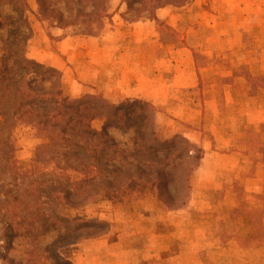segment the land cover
<instances>
[{
	"label": "trees",
	"instance_id": "trees-1",
	"mask_svg": "<svg viewBox=\"0 0 264 264\" xmlns=\"http://www.w3.org/2000/svg\"><path fill=\"white\" fill-rule=\"evenodd\" d=\"M39 13L57 25H83L82 34L97 36L107 16L109 0H37ZM135 12L155 20L163 35L158 8L181 7L190 0H138ZM127 8L132 9L128 0ZM168 27V26H167ZM169 30L171 28L168 27ZM98 32H97V31ZM0 252L1 264H73L60 248L98 234L106 222L69 218L66 206L77 208L100 194L156 189L169 207L186 205L190 176L199 167L202 149L177 135L161 140L152 104L130 99L121 103L101 95L71 99L63 93L62 73L27 56L32 37L27 0H0ZM172 31V30H171ZM173 33V32H172ZM205 61L204 56L195 54ZM202 65V64H201ZM100 119V130L92 121ZM31 126L45 139L35 150L29 168L15 163L14 131ZM112 130L130 135L123 144ZM52 240L41 244V238ZM27 242L24 256H10L13 241Z\"/></svg>",
	"mask_w": 264,
	"mask_h": 264
},
{
	"label": "rangeland",
	"instance_id": "rangeland-1",
	"mask_svg": "<svg viewBox=\"0 0 264 264\" xmlns=\"http://www.w3.org/2000/svg\"><path fill=\"white\" fill-rule=\"evenodd\" d=\"M56 1V4L62 9V1ZM27 2L32 37L35 34V31L37 33L41 32L45 39V32L47 35L52 36L51 32L55 28L62 29L64 35H81L85 29L83 25H65V27H61L57 25L56 21L50 18H45L44 14L39 13L37 0H27ZM128 2L132 9L127 8V11L122 16L124 21H137L128 19H133L136 14L135 12L147 9L151 6L150 4H146L145 6L140 7L138 0H128ZM111 6L109 0L107 16L103 19L102 29L99 30V32L96 30L98 32L97 36L107 26L113 25V20L111 19L113 16ZM215 11L218 12L217 9H215ZM115 12L116 11H114V13ZM179 12L182 13L181 20L178 21V23L181 24V32L174 35L172 31L168 29L167 25L162 24L163 35H160V39L163 41L165 40L166 42L165 46L159 48L155 42L158 37L153 36L148 30V33L145 32V35L141 37L147 38L150 43L147 44V46L140 47V55H146L148 59L146 63L147 67L152 66V71L149 72L147 70V74H154L150 80H159L155 75L159 73L157 67L161 66L158 62H162L163 65L159 67L161 68V72L166 74V76L168 75V80L172 81L173 79H170V77H173L176 73H180L186 69L183 67L185 66V63L178 62V64L183 66H176V63L174 62L170 64V60H176L177 57H180L178 60L181 58L187 59L191 54L190 51H198L199 53L197 54L199 56L204 55V57L206 56L204 51H212L213 59L209 63V69L207 72H202L199 80H196L199 85L195 89V92H193V84H196L197 82L195 81L196 78L192 77V80L188 79L187 82H184V87H179L182 85L173 86L171 93L168 96L169 101L165 103V105L162 103L155 105L153 101L141 98H126L113 102L97 93L82 94L79 97H69L64 93V89L63 93L71 99L80 98L85 95H101L113 103H121L130 99L146 101L152 104L155 108V128L159 139L170 140L173 137L180 135L186 137L189 141L198 145L202 149V158L204 155L203 145H208L209 147L212 146L213 149L215 148V151L221 155H226L228 159H226L225 162L231 160L229 162L232 164L234 161L240 160L239 167L235 172L225 173L223 177L220 175L221 178L217 179L214 175H211L210 169L207 168H205L204 173H202V171L196 173L201 166V159L199 167L190 176V191L186 205L192 198L193 187L194 192L198 188L201 189L196 193L195 198L197 199H206L209 197L214 201L217 199H223L221 201L222 203L225 200L226 202L230 201V203L221 206L220 202V205L213 207V211L206 214L195 210L186 211V205L177 208L169 207L159 198L156 189L146 188L143 191H126L110 197L100 194L85 203L83 206L75 209L66 206L63 212L71 219L97 220L106 222L107 224L100 233H95L89 238L82 239L60 248L59 251L61 255L72 263L79 261V264H117L107 259L120 258L121 252L124 250L132 249L138 252L143 248H149L151 246L160 247L157 243L163 240V247H169L171 245L173 251L178 252V257H176L178 258L177 264H264V190L255 192L250 189L247 191L246 189V187L249 188V185H246V182L250 184V182L247 181L249 180L248 177L264 172V127L251 124L247 125V122L245 121L243 124L241 121H236L237 118H240L239 114L243 113V110L238 113L233 108L234 104L239 101L241 102L239 95L233 94L232 92V94H228L227 97H225V100L222 99L224 92H228L232 89H239L245 92L247 98H244L245 103L250 102V106L255 107V101L258 100L257 96L259 95H253L257 94V92H261L259 86L262 87V84L258 82L260 81V78H258V80L248 77L246 78L245 75L249 76V73L248 71H245V69H241L242 73L238 71V69L237 72L233 71L235 72L233 77L222 78L220 76L221 74H227L231 71V59L236 58L235 53L239 57L243 51H237L234 49L235 47L229 49L225 46H222L221 48H209V46L206 45L202 46L201 43L203 39H206L207 37L204 36L206 35V32H198L195 30L193 32L190 31L187 34L185 30L182 31V28L185 26H196L199 24L200 19L197 16L190 14L185 15L183 11ZM217 14H220V12ZM143 15L144 16L142 17H145L147 13H143ZM230 17L231 16H223L222 21L228 23ZM218 20L219 18L216 19L217 22ZM226 33L231 37V40H227V42L233 45L234 41L232 32ZM256 35L257 33L255 32L254 37H252V33L250 34V32H247L242 38L245 42L250 44L251 39H255ZM183 36L186 39L188 38V42H194V46L191 47L188 43L183 45L185 44L182 39ZM4 38L5 33L2 31L0 32V46ZM131 39H133V37L126 38V40ZM174 39L177 43L175 42L173 44V42L170 41H173ZM38 45L42 49V47H45V42L39 43ZM127 49L133 54L139 53V48H137V45L133 46V43L127 46ZM234 51L237 52L234 53ZM27 56L30 59H33L29 54H27ZM200 59L202 60V58L199 57L197 61ZM36 61L44 64L38 60ZM203 62L204 61H202L201 64ZM256 81L258 83H256ZM178 83L180 84L181 81ZM251 94H253L252 97H250ZM191 99H195V102L198 104L206 101L207 107L210 110H216L214 111L216 113L217 110L224 112L221 105L226 104L228 111L225 115L223 114V116H221L223 126L219 128L221 137L226 141H207L208 143L202 144V142H195L187 137L189 133L191 137H199L201 133L207 135V138L210 137V140H213L211 137V130L213 128H211V126L206 125L203 127V125H198L199 127L191 128L185 121L187 116L186 112L184 110H175L178 107L184 109L189 105H192V101L190 102ZM219 101L220 106L218 104ZM172 107H175V109L170 112L169 110H171ZM197 110L199 111V109ZM194 114H197L196 120L198 121L197 123H199V119L201 118L199 112H194ZM216 116L219 117L220 115ZM208 123L209 121L207 120V124ZM91 124L94 129L100 130L103 121L95 119ZM244 125L247 127L243 128ZM243 129L245 130L244 134H242L244 131ZM111 132L121 143L127 145L130 144V135L122 134L116 130H112ZM43 142H45V139L39 137L31 126L24 124L18 126L14 131V158L16 165L23 170L29 168L32 159L34 158L36 147ZM215 159L217 160L219 158ZM216 160L210 161H212L213 164H216L214 165L215 167H218V161ZM249 174L251 176H249ZM219 180H222L227 188L220 191L205 192V189H203L202 186L213 181L216 184ZM207 216H209L208 219ZM177 220L180 223L177 227L178 233L172 232L169 240H166L165 238L161 239L163 234L161 235L160 230L167 227L168 223H172L173 226V222L176 223ZM131 224H134L135 226L138 224L137 227H135L137 229L130 228ZM191 228L193 230L192 232L190 231ZM204 232L206 233L204 234ZM235 236L236 239L234 241L227 243ZM40 240L41 244L44 245L52 240V235L42 237ZM188 246H192L194 249L195 247L205 246L206 249L203 251V254H182L183 252L188 251ZM213 246L225 248V254H218V249H214ZM26 249V240L19 237L13 241V250L9 254L10 256L20 258L24 256ZM207 249L210 251L209 254H207ZM0 252H6L2 240H0ZM168 258L170 257H167V259ZM135 264H149V262L141 259L137 260Z\"/></svg>",
	"mask_w": 264,
	"mask_h": 264
},
{
	"label": "crops",
	"instance_id": "crops-1",
	"mask_svg": "<svg viewBox=\"0 0 264 264\" xmlns=\"http://www.w3.org/2000/svg\"><path fill=\"white\" fill-rule=\"evenodd\" d=\"M110 4L112 5L111 12L113 13V16L111 19L113 20V25L107 26L98 36H86L82 34L64 35L62 29L55 28L51 32L52 36L47 35L45 32V39L41 32L37 33L35 31V34L29 41L27 54H29L30 57L44 63L45 65L54 67L62 73L63 89L66 95L69 97H79L82 94L97 93L113 102L126 98H141L151 100L155 105L160 103L165 105V103L169 101L168 96L171 93L173 86L182 85L179 87H184V82H187L188 79L192 80V77H195V81H198L201 77V73L208 71L209 63L213 59V52L204 51L206 55L205 61L201 65L202 60L200 59L197 61V59H195V54L199 52L190 51L191 54L187 59L181 58L178 60L180 57H177L176 60L172 59L174 61L170 60V64L174 62L176 63V66H183L178 64V62L185 63V66L183 67L186 69L185 71L176 73L173 77H170V79H173L172 81L168 80V75L166 76V74L161 72V68L159 67L163 65L162 62H158L161 66L157 67L159 73L155 75L159 80H150L154 74H147V70L149 72L152 71V66L147 67L146 63L148 59L146 55H140V47L147 46L150 42L147 38L141 36H144L145 32L148 33L149 30V33L151 32L153 36L158 37L155 40L158 47L165 46L166 41L160 39L158 23L146 16L137 21H124L122 16L127 11L126 3L123 2V0H110ZM215 9H217L220 14H217L218 12L215 11ZM114 11L116 12L114 13ZM179 11H183L185 15L190 14L197 16L200 19L199 24L196 26H185L182 28V31L185 30L187 34L190 31L193 32L195 30L198 32H206V35L204 36L207 37L206 39H203L201 43L202 46L206 45L209 46V48H221L222 46H225L229 49L235 47L234 49L237 51H243L239 57L235 53L237 51H234L236 58L234 59L232 57L233 59H231V71L227 74H221L220 76L222 78L233 77L235 73L233 71L237 72L238 69V71L241 72V69H245V71H248L249 73V76L245 75L246 78L248 77L256 80L260 78V81L258 82L262 84V87L259 86L261 92H257V94L254 95L251 94L250 96L259 95L257 96L258 100L255 101L256 106L251 107L250 102L245 103V92L239 89H232L228 92H224L222 99L225 100V97H227L228 94H232V92L233 94L239 95L241 102L239 101L234 104L233 108L238 113L243 110V113L239 114L240 118H237L236 121H241L242 124L247 122V125L251 124L264 127V0H191L189 4L181 7L167 5L156 9L155 15L157 20L161 23L164 22L165 25L171 28L174 35L181 32V24H179L178 21L181 20L182 13ZM223 16H231L228 23L222 21ZM218 18L219 20L217 22L216 19ZM226 32H232L234 41L233 45L227 42V40H231V37ZM247 32H250V34L252 33V37H254L255 32L257 33L256 38L251 39L250 44L245 42L242 38ZM127 37H133V39L126 40ZM182 39L185 42L183 45L188 43L193 47L195 44L191 41L188 42V38L186 39L184 36ZM174 40L170 42H173V44L175 42L177 43V41ZM42 42H45V47H42L41 49L38 44ZM132 43L133 46L137 45L139 53L133 54L132 52H129L127 46ZM179 81H181L180 84L178 83ZM258 82L256 81V83ZM198 85V82L193 84V92H195ZM191 101L192 105H189L187 108L180 109V107H178L175 109V107H172L169 111H174V109L177 111L184 110L187 115L185 121L191 128L199 127L201 125H203V127L206 125L211 126V128H213L211 130V137L213 140H210V137L207 138V135L201 133L199 137H191L190 133L187 137L192 141L202 142V144L208 143L207 141H226L221 137V132L219 133V128L223 126L221 116H223V114L225 115L228 111L226 104H223L224 106L221 105L224 112L217 110L216 113L214 112L216 110H210L207 107L206 101L201 104L195 102V99H191L190 102ZM218 104L220 106V101ZM197 109H199V111ZM194 112H199V116L201 117L199 123H197L198 121L196 120L197 114H194ZM216 115L220 116L217 117ZM207 120L209 121L208 124ZM246 127V125L243 126V128ZM244 133L245 130L242 134ZM203 149L204 155L201 166L196 173L199 171L204 173L205 168H207L210 169L211 175L220 179L225 173L235 172L239 167L240 160H236L230 164L229 161L231 160L225 162V160L228 159L226 155H221L215 151V148L213 149L212 146L209 147L208 145H203ZM215 158L219 159L216 160ZM210 160L218 161V167H215L214 165L216 164H213ZM220 175L222 176L220 177ZM249 176L251 175L249 174ZM248 179L249 180L247 181H249L250 184L246 182V185H249V188L246 187L247 191L248 189L255 192L264 190V172L248 177ZM202 187L205 189V192L220 191L227 188L222 180H219L216 184L214 181L210 182ZM193 188L192 198L186 205V211L195 210L206 214L213 211V207L220 205V202L223 200L217 199L214 201L209 197L206 199H197L195 198L196 193L200 188L195 192ZM223 203L221 202V206L228 205L230 201L226 202L225 200ZM208 218L209 216H207V219ZM137 225L135 226L134 224H131L130 228H135ZM179 225L180 223L178 220L176 223L173 222V226L172 223H168L167 227L160 230L161 235L163 234L161 239L165 238L166 240H169L172 232L178 233L177 227ZM190 231H193L192 228ZM205 233L206 232H204V234ZM235 239L236 236L233 237V239H230L227 243L232 242ZM162 244H164L163 240L157 243L160 247L151 246L149 248H143L138 252L132 249L124 250L121 252L120 258L107 260H111L113 263L117 264H135L137 260L141 259L143 261H148L149 264H177L178 258L176 257H178V252L173 251L171 245L169 247H163ZM213 247L214 249H218V254H225V248H221L220 246ZM187 248L188 251H185L182 254H203V251L206 249L205 246L195 247V249L192 248V246H188ZM209 252L210 251L207 249V254H209ZM167 257L170 258L167 259ZM79 263L80 262L78 261L73 264Z\"/></svg>",
	"mask_w": 264,
	"mask_h": 264
}]
</instances>
